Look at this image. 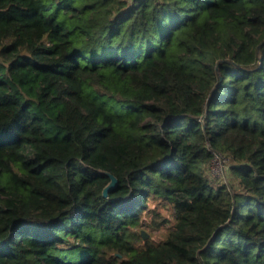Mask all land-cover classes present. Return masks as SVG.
<instances>
[{
  "label": "trees",
  "instance_id": "obj_1",
  "mask_svg": "<svg viewBox=\"0 0 264 264\" xmlns=\"http://www.w3.org/2000/svg\"><path fill=\"white\" fill-rule=\"evenodd\" d=\"M0 264H264V0H0Z\"/></svg>",
  "mask_w": 264,
  "mask_h": 264
},
{
  "label": "rangeland",
  "instance_id": "obj_2",
  "mask_svg": "<svg viewBox=\"0 0 264 264\" xmlns=\"http://www.w3.org/2000/svg\"><path fill=\"white\" fill-rule=\"evenodd\" d=\"M209 173L210 176L219 178V180H225L227 181L230 176L229 172L227 170V165H226V160L223 158L221 155L216 154L215 157L212 158L210 164H209ZM157 207L156 211H159L161 215L165 216L168 219V223L161 226L159 229H152V228H144V232L147 233L146 238H151L153 241L160 240L164 238L166 231L168 229V226H171L173 223L174 219L173 216L171 215V212L169 209L164 208L163 206L157 204L156 202H151L150 207ZM156 216L155 214H153ZM150 217V215H148Z\"/></svg>",
  "mask_w": 264,
  "mask_h": 264
},
{
  "label": "water",
  "instance_id": "obj_3",
  "mask_svg": "<svg viewBox=\"0 0 264 264\" xmlns=\"http://www.w3.org/2000/svg\"><path fill=\"white\" fill-rule=\"evenodd\" d=\"M105 173L110 177V181L103 189V194L106 196L108 191L117 183V178L108 171H105ZM142 234L144 238L147 237V233H145L143 230H142Z\"/></svg>",
  "mask_w": 264,
  "mask_h": 264
}]
</instances>
